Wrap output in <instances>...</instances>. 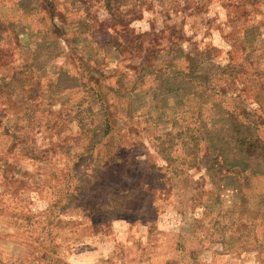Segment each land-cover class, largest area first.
Segmentation results:
<instances>
[{"label":"rangeland","instance_id":"rangeland-1","mask_svg":"<svg viewBox=\"0 0 264 264\" xmlns=\"http://www.w3.org/2000/svg\"><path fill=\"white\" fill-rule=\"evenodd\" d=\"M256 250L264 0H0V264Z\"/></svg>","mask_w":264,"mask_h":264},{"label":"crops","instance_id":"crops-1","mask_svg":"<svg viewBox=\"0 0 264 264\" xmlns=\"http://www.w3.org/2000/svg\"><path fill=\"white\" fill-rule=\"evenodd\" d=\"M252 253L255 255V253H258V250H256L255 252L250 251L249 253H239L231 260L234 261V264H253L255 260L251 257ZM263 263L264 262H261L260 260L258 264Z\"/></svg>","mask_w":264,"mask_h":264},{"label":"trees","instance_id":"trees-1","mask_svg":"<svg viewBox=\"0 0 264 264\" xmlns=\"http://www.w3.org/2000/svg\"><path fill=\"white\" fill-rule=\"evenodd\" d=\"M254 169V168H253Z\"/></svg>","mask_w":264,"mask_h":264}]
</instances>
